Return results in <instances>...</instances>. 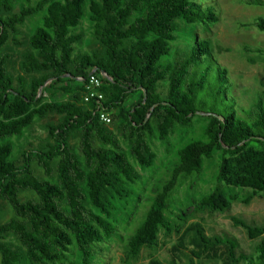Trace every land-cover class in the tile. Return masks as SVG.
Wrapping results in <instances>:
<instances>
[{"label": "trees", "instance_id": "16d2710c", "mask_svg": "<svg viewBox=\"0 0 264 264\" xmlns=\"http://www.w3.org/2000/svg\"><path fill=\"white\" fill-rule=\"evenodd\" d=\"M202 1L207 0H0V203L15 214L2 224L0 209L1 264H74L68 257L72 247L81 264H92L115 235L110 221L115 219L114 201L128 198L129 184L140 178L129 157L142 170L150 169L156 156L148 138L156 136L167 145L176 128L190 127L195 118L207 121L203 140L178 152L179 164L127 240L121 264H137L143 252L148 264H264V224L232 219L257 241L254 252L245 254L234 240L206 235L201 223L184 228L182 218L178 226L166 217L180 179L199 175L203 161L217 152L222 156L217 185L202 200L211 214L229 208L224 183L251 189L245 204L264 193L262 96L243 115L237 113L232 83L208 41L191 42L186 51L171 54L180 21L192 26L218 22L214 6ZM248 5L264 8V0H249ZM85 16L91 23L90 50L76 52L85 42L76 33ZM39 17L41 25L21 41V28ZM251 26L264 33V18ZM9 42L20 51L16 76L8 68ZM244 51L262 53L250 47ZM92 72L102 83L100 104L84 102ZM162 83L165 93L159 91ZM57 86L61 95L53 92ZM42 88L49 100L39 95ZM131 95L137 99L125 107ZM206 110L207 115L197 114ZM99 111L116 123L117 133L100 121ZM50 115L58 120L42 127L46 137L36 145L26 142L28 149L21 147L19 158L11 159V139ZM119 134L128 142L129 157ZM26 192L35 197L22 202ZM163 231L168 237L178 235L165 262L156 256ZM188 245H196L198 256Z\"/></svg>", "mask_w": 264, "mask_h": 264}, {"label": "rangeland", "instance_id": "374dc122", "mask_svg": "<svg viewBox=\"0 0 264 264\" xmlns=\"http://www.w3.org/2000/svg\"><path fill=\"white\" fill-rule=\"evenodd\" d=\"M249 0H207L202 1L203 6L213 5L219 18L218 22L212 26L187 25L180 21L177 40L172 42L171 54L175 52H184L188 45L195 41H208L211 45L213 58L218 65L227 71V77L232 83V93L236 99V111L243 115V110L251 107L258 95L264 100V33L257 32L252 25L258 17L264 18V8L259 6H249ZM18 11V9L16 10ZM87 16V14H86ZM81 21L76 29V33L84 36V43L76 48V52H89L88 41L91 37V23L87 17ZM41 25V17L29 21L21 28L23 35L20 40L23 41L32 33V31ZM11 47L12 59L9 60L8 68L13 76L17 75L20 51ZM244 47L259 49L261 54L256 52L247 53ZM51 83L49 81L45 86ZM39 91V95L45 96L46 100L49 94ZM159 91L165 93L166 85L162 83ZM53 92L61 95L59 86L55 87ZM59 101H65V97H57ZM137 96L131 95L125 104V107L133 105ZM49 100V99H48ZM198 111L197 114L207 115ZM110 117V116H109ZM111 119V118H110ZM57 116L50 115L43 121H37L32 125L29 133L24 132L19 139L12 138L13 151L11 159L19 158L21 147L28 149L26 142L36 145L40 139L46 137V131L43 126L48 122L56 123ZM188 128H176L173 135L169 137V143L165 145L156 137L148 138V143L156 158L150 169L142 170L128 155V142L119 134L120 142L124 152L137 173L140 175L138 181L129 184V197L124 200L114 201L115 211H113L114 221L111 224L115 228L114 237L101 247L102 253L94 257L92 264H121L124 246L127 240L134 234L137 227L142 223L147 210L158 191H160L170 180L173 170L179 164L178 152L192 141L203 140L204 130L207 121L203 118H195ZM115 133L116 123L111 119L109 125ZM73 144H77L74 141ZM221 153L217 152L211 159L203 161L202 172L188 178H181L175 187L169 201V211L166 213L167 219L173 224L182 225L178 220H184V228L191 223H201L205 229L206 235L225 237L234 240L238 245V252L252 254L257 241H252L247 235V231L238 225H235L232 219L244 222L247 225L260 226L264 224V193H258L251 197L249 204H245L246 198L252 194V190L244 187L226 185L224 191L229 200V208L222 213L211 214L209 209L202 204V200L211 194L217 185V175L220 172ZM231 164V173L235 174L233 166H236L234 158H228ZM36 174L45 178L42 170L34 166ZM32 192L23 193L20 196L22 202L29 198H34ZM2 211L1 223L9 221L15 217L11 207L5 203H0ZM183 229V228H182ZM182 231V230H180ZM178 235L175 232L168 237L166 232L160 233L159 240L162 248L158 250V258L162 261L169 259V250L177 241ZM12 241V239H8ZM188 251L194 250L195 256H198L196 245H188ZM224 248V247H223ZM218 249V254L222 256L224 249ZM69 260L74 264H81V256L75 247L71 248ZM149 257L147 252L142 253V258L137 264H148ZM1 264V256H0Z\"/></svg>", "mask_w": 264, "mask_h": 264}, {"label": "built area", "instance_id": "2783aa9c", "mask_svg": "<svg viewBox=\"0 0 264 264\" xmlns=\"http://www.w3.org/2000/svg\"><path fill=\"white\" fill-rule=\"evenodd\" d=\"M101 85L102 83L100 78L94 73L90 74L89 78L85 81V103H91L92 101H95L100 104V101L103 100V95L100 93ZM98 116L100 121L105 125L111 124V119L107 113L99 111Z\"/></svg>", "mask_w": 264, "mask_h": 264}, {"label": "water", "instance_id": "95a60500", "mask_svg": "<svg viewBox=\"0 0 264 264\" xmlns=\"http://www.w3.org/2000/svg\"><path fill=\"white\" fill-rule=\"evenodd\" d=\"M93 73H94V72H92L91 74H93ZM52 80H53V79H51L50 81H52ZM144 97H146V94H145V92H144ZM153 109H154V108H153ZM153 109H152V110H153Z\"/></svg>", "mask_w": 264, "mask_h": 264}]
</instances>
